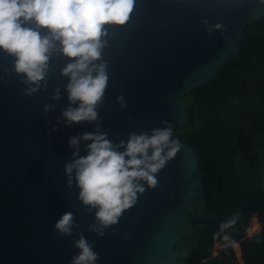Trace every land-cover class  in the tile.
Returning a JSON list of instances; mask_svg holds the SVG:
<instances>
[{
  "label": "water",
  "instance_id": "obj_1",
  "mask_svg": "<svg viewBox=\"0 0 264 264\" xmlns=\"http://www.w3.org/2000/svg\"><path fill=\"white\" fill-rule=\"evenodd\" d=\"M205 16L224 27L209 34L201 22ZM263 16L264 0H137L129 24L110 29V48L104 52L109 84L99 110L103 130L115 141L169 120L183 148L158 173L159 186L147 188L103 237L88 231L94 214L83 210L79 189L66 186L64 171L72 152L69 137L94 131L95 125L60 123L51 132L67 105V78L59 71L65 59L54 64L46 91L27 96L19 76L4 71L12 68L13 58L0 52V264H69L79 251L74 237L54 230L65 211H72L80 225L74 236L83 232L95 242L98 264H189L204 228L229 230L248 213L260 222L252 232V219L248 222V235L261 236L264 198L222 213L207 208L200 150L181 131L192 115L177 96L212 82L240 55L244 26ZM56 87L62 99L51 101ZM120 95L124 108L116 99ZM46 102L55 103V111L45 114ZM218 241L234 264H246L231 235ZM220 258L212 253L201 264Z\"/></svg>",
  "mask_w": 264,
  "mask_h": 264
},
{
  "label": "clouds",
  "instance_id": "obj_2",
  "mask_svg": "<svg viewBox=\"0 0 264 264\" xmlns=\"http://www.w3.org/2000/svg\"><path fill=\"white\" fill-rule=\"evenodd\" d=\"M136 5L137 0H0V52L13 58L12 68L4 71L19 76L25 95L32 96L48 89L54 64L64 58L59 71L67 78L63 90L67 105L51 132L58 131L60 123L95 125L94 131L69 137L72 152L64 171L66 186L78 188L83 210L94 214L88 231L100 237L119 223L147 188L159 186L158 173L183 148L169 120L115 141L100 123L109 84L104 52L110 48V29L127 26ZM201 22L209 34L224 27L206 16ZM62 96L56 87L49 99L59 101ZM116 99L121 108L127 106L123 95ZM55 108V103L43 105L45 114ZM79 227L72 211L63 212L54 224L56 234L73 236V246L79 250L69 264H98L95 242L83 232L74 236Z\"/></svg>",
  "mask_w": 264,
  "mask_h": 264
},
{
  "label": "trees",
  "instance_id": "obj_3",
  "mask_svg": "<svg viewBox=\"0 0 264 264\" xmlns=\"http://www.w3.org/2000/svg\"><path fill=\"white\" fill-rule=\"evenodd\" d=\"M244 35L240 55L212 82L177 96L190 108L192 119L181 131L200 150L206 206L214 213L264 198V16L246 24ZM252 216L242 215L229 230L204 228L189 264L209 257L222 234L240 243L247 264H264V233L247 232Z\"/></svg>",
  "mask_w": 264,
  "mask_h": 264
},
{
  "label": "rangeland",
  "instance_id": "obj_4",
  "mask_svg": "<svg viewBox=\"0 0 264 264\" xmlns=\"http://www.w3.org/2000/svg\"><path fill=\"white\" fill-rule=\"evenodd\" d=\"M254 222L257 224L256 230H259V228H260V222H259L258 218L253 215L252 220H251V224L254 223ZM222 246H223V243H221L219 241L216 242L215 245H214L213 253H218L222 249ZM237 252H238L239 256L241 257V260L244 263V260H243L242 255H241V248H240L239 245L237 246Z\"/></svg>",
  "mask_w": 264,
  "mask_h": 264
},
{
  "label": "flooded vegetation",
  "instance_id": "obj_5",
  "mask_svg": "<svg viewBox=\"0 0 264 264\" xmlns=\"http://www.w3.org/2000/svg\"><path fill=\"white\" fill-rule=\"evenodd\" d=\"M218 242V241H217ZM240 248H241V245H240ZM213 253V252H212ZM218 254L220 255V259H219V262H221L224 258H227V257H229V258H231L227 253H225L222 249L218 252ZM241 258V257H240ZM242 258H243V260L245 261V259H244V257H243V255H242ZM231 261H232V259H231ZM245 263H246V261H245ZM232 264H234L233 263V261H232ZM247 264V263H246Z\"/></svg>",
  "mask_w": 264,
  "mask_h": 264
},
{
  "label": "bare ground",
  "instance_id": "obj_6",
  "mask_svg": "<svg viewBox=\"0 0 264 264\" xmlns=\"http://www.w3.org/2000/svg\"><path fill=\"white\" fill-rule=\"evenodd\" d=\"M256 228H257V224L254 222V223L251 224V227H250L249 231H251V232H252V231H255ZM237 246H238V245L236 244V246H235L236 249H237Z\"/></svg>",
  "mask_w": 264,
  "mask_h": 264
}]
</instances>
